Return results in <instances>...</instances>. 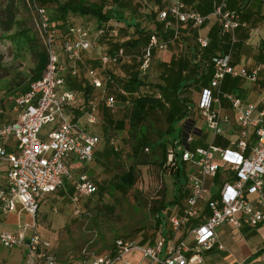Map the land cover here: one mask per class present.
<instances>
[{"label":"built area","instance_id":"obj_1","mask_svg":"<svg viewBox=\"0 0 264 264\" xmlns=\"http://www.w3.org/2000/svg\"><path fill=\"white\" fill-rule=\"evenodd\" d=\"M27 1L45 50L46 63L41 76L32 81L26 91L12 99V119L0 122V162L7 165L4 183L0 185V212L7 213L19 205L27 213L29 221L15 231H1L0 244L8 249L24 248L25 264H61L51 251L50 240L36 229L35 217L41 199L73 178L68 159L73 157L81 162L90 161L99 141L85 126L66 114V106L74 100V92L64 89L66 80L61 74L62 70L68 68L69 73L75 76L76 63L81 59L82 51L92 48L93 42L89 28L77 24H66L65 28H59L51 23L46 7L36 0ZM187 1L159 0L156 15L162 28L153 29L139 48V76L143 77L150 69L153 51L166 49L170 41L178 37L180 25L198 28L203 24L206 16L188 9ZM212 6L211 13L217 17L221 32L233 33L246 25L239 19V12L228 7V0H214ZM104 30L112 37L119 38L118 28L102 27L99 32ZM164 34L169 35L164 37ZM198 42L205 47L208 40L199 38ZM123 55L122 48L101 54L100 64L103 68L109 62H117ZM210 62L212 74L201 92L198 113L213 136L222 134L226 116L220 114L216 104L218 106L221 100L225 101L234 113L237 134L230 140L229 147L214 142L192 147V131L195 129L192 125L174 142V146H170L166 165H174L175 158H179L195 167V171L186 177L189 194L185 206L179 214L168 219L172 236H161L146 246L130 238H117L109 252L92 256L83 250L82 258L67 264H115L117 261L139 264L126 257L133 250L139 251L148 264H199L204 252L214 247L223 248L217 234V228L222 224L240 228L255 227L264 222V108L222 88L227 76L256 81L264 65L257 63L250 68L239 66L231 62L229 54L212 56ZM90 81L94 87L102 84L96 74H90ZM157 96L160 97V94ZM113 103L114 98L109 96L106 106L112 108ZM96 112L97 103L90 96L86 99L85 108L88 124L97 122ZM48 124H51V129L43 138L39 137L42 127ZM9 137L15 140L13 151H8L3 143ZM109 144L116 148L113 137L109 138ZM216 155L234 172V177L226 180L216 195L210 196L205 182L206 178L216 173ZM74 190L72 202L76 204L79 196L93 194L96 187L82 174L75 180ZM204 200L206 212L204 219L199 221L201 211L198 204ZM78 212L77 209L74 213ZM193 221L196 223L188 230L191 242L177 238L176 233Z\"/></svg>","mask_w":264,"mask_h":264},{"label":"crops","instance_id":"obj_2","mask_svg":"<svg viewBox=\"0 0 264 264\" xmlns=\"http://www.w3.org/2000/svg\"><path fill=\"white\" fill-rule=\"evenodd\" d=\"M142 1L146 3V0ZM213 2L214 0L187 1L186 6L188 9L204 13L203 15L206 18L203 24L198 28H192L188 24L180 25L178 37L171 40L166 49L153 51L152 63L148 72L143 77L137 73V80L142 83L131 89L127 87V84L125 85V82L134 77V73L137 72V55L143 43L137 46L126 43L136 38L133 29H127V34L124 37L119 34V38L112 37L107 30L99 32L102 29L101 26L90 31L93 46L88 50L82 51L81 59L76 63L77 74L72 76L68 68L62 70L61 74L66 80L64 89H70L74 92V100L66 106V114L71 119L77 120L82 126H85L88 132L98 137L99 141L95 146L93 158L90 161L81 162L73 157L68 159L73 178L66 180L62 188L45 197L46 200L51 201V206L64 197L59 196L62 193L72 192V195H75L74 182L82 174L88 177L96 187L97 192L105 191L108 188L112 189L108 182L117 173L116 168L122 165L121 167L126 169L133 161L131 138L127 132L128 116L132 104L131 100L142 95H152L162 101V106H156L151 109L143 124V129L147 130L151 140L165 142L167 153L171 136L161 132L168 126L167 118L170 113L177 111L181 113L184 110H187L186 115L180 119L176 127H181L182 131H185L192 125L195 126L194 131H192L193 141L190 144L192 147L206 146L210 142L222 147H229L230 140L234 139L237 134L234 113L230 106L223 100L220 101L218 106L216 104L220 114L226 116V124L225 131L222 134L213 136L208 130L206 132L203 131V126L205 125L198 113L197 104L201 92L208 85L212 74L210 62L212 56L229 54L233 64L247 68L253 67L257 63L264 65V0H228V7L238 11L240 14L239 19L246 23L245 26L239 27L233 33L221 32L217 17L210 11ZM159 4V0H153L150 4V9L148 11L143 10L144 16L154 17L151 24L146 26L149 30H153L155 23L159 22L156 15ZM116 23L118 22L111 20L107 23L108 25H105V28H118ZM255 29L257 30L256 32L253 31ZM118 30L120 32L119 28ZM199 38H207L208 43L205 47L200 46ZM117 48H122L124 55L117 62H109L102 68L99 59L100 55L113 52ZM128 50L135 53L129 55L127 54ZM122 64H125V68L128 71L125 72L119 69ZM91 73L96 74L101 79L102 84L100 87L92 85L90 81ZM115 74L122 77L123 82L120 83L121 85L118 84ZM156 86H161L166 92L161 93ZM222 88L224 91L233 92L246 101L256 102L259 107L264 108V68L254 82L227 76L224 79ZM158 94H160V97L157 96ZM89 96L93 97L97 103V122L94 124L86 122V97ZM109 96L114 98L112 108L107 107L105 104ZM189 107L190 109L188 110ZM153 113H165L166 125L162 126V128L156 127L154 122L149 120L150 115ZM3 120H5V114L3 115ZM157 123L159 124V122ZM110 137L115 139L116 148L109 144ZM3 142L7 145L8 151L15 149L13 137L5 138ZM145 150H148V148ZM125 160L129 164H126ZM216 162L218 165L216 173L214 176L206 178L205 182L210 196L216 195L221 185L226 180L234 177V172L217 155ZM182 164L185 181H183L181 192L179 191L176 194L174 176L172 171L168 169L170 166L166 169V173L170 177L171 190L169 196L165 197L156 207L155 217H158V224L148 234L141 232L131 237L132 240L140 245L152 244L161 236L165 238L172 236L168 219L172 215L179 214L185 206L189 194V184L186 177L189 173L195 171V167L190 163L182 162ZM6 169V163L0 162V185L4 183ZM87 196L90 195L79 196L78 201L81 197ZM40 204L41 202L38 210ZM198 207L201 211L199 221H202L206 212L205 200L199 202ZM27 221H29L27 213L17 205L16 209L12 211L7 213L0 212V232L15 231ZM194 223L196 221L181 228L176 233V237L190 243L191 238L188 235V230ZM152 234L154 235L152 236ZM217 234L223 248L214 247L204 252L201 255L199 264L264 263V222L255 227L242 226L240 228L224 223L217 228ZM110 249L108 248L101 253L91 255L104 254L109 252ZM17 250L18 252L10 250L11 256L15 258L16 264H25L24 248L20 247ZM51 251L61 264H67L74 259L82 258H74L72 256L67 258V256L54 250L52 242ZM126 257L135 263L148 264L147 260L143 259L141 253L137 250L129 252ZM115 264H122V262L117 261Z\"/></svg>","mask_w":264,"mask_h":264},{"label":"rangeland","instance_id":"obj_3","mask_svg":"<svg viewBox=\"0 0 264 264\" xmlns=\"http://www.w3.org/2000/svg\"><path fill=\"white\" fill-rule=\"evenodd\" d=\"M152 1L146 0L145 3L142 0H127L126 2L127 6L140 10L137 18L141 26H149L154 20V17L144 16L143 13V10L150 9ZM105 2L106 8H109L111 2L114 1L105 0ZM52 6L54 4H47L48 8ZM127 11L126 14H128ZM75 18L72 20L74 24L83 23L90 31H93L96 26V21L92 17ZM126 31V28H122L119 34L124 37L127 34ZM127 52L129 55L135 53L129 50ZM32 66L33 58H31L29 49L19 48L3 37L0 31V103L2 102L0 106L2 105L3 109L0 113V122L4 121L3 115L7 110V102L3 101L7 96L6 81L18 74L27 78L28 70ZM119 69L128 71L125 64L120 65ZM114 76L121 85L122 77L116 74ZM165 118V113H153L149 120L153 121L156 127L162 128L166 125ZM50 129L51 124L44 125L39 132V137L43 138V135ZM206 130V126H203V131L206 132ZM141 159L144 163L137 164L135 167V183L124 193L108 188L105 191H96L90 196L81 197L76 204L71 201L72 192L62 193L59 196L64 197L53 206L50 205L51 201L46 200L45 197L42 198L35 217L36 229L40 234L49 238L54 250L67 258L70 256L83 257V250L88 255L101 253L111 247L116 237L131 239L133 235L136 236L141 232L148 234L154 228L155 210L153 208L156 209L160 202L169 196L171 186L166 169L159 163V147L153 151L150 148L144 150ZM125 163L129 164L127 160ZM120 169L117 167L116 172ZM77 209L79 212L75 214ZM17 249L19 248L8 249L0 244V264H16L10 250L18 252Z\"/></svg>","mask_w":264,"mask_h":264},{"label":"trees","instance_id":"obj_4","mask_svg":"<svg viewBox=\"0 0 264 264\" xmlns=\"http://www.w3.org/2000/svg\"><path fill=\"white\" fill-rule=\"evenodd\" d=\"M36 1L40 5L46 7L51 23L55 26H58L59 28H65L66 24H74L72 20L76 19L75 17L79 19L83 17L94 18L96 21L95 28L100 26L106 27L105 25L109 21L114 20L118 22L116 23L118 24L116 26L119 29H133L136 38L126 42L127 44L130 43L133 46H137L140 43L144 44L147 41L149 33L152 31L145 26L140 25L139 19L137 18L139 10L133 6H127V0H113L114 2H111L109 8H106L105 0ZM50 3L54 4L52 8L47 7V4ZM126 9H128V11ZM212 9L213 6L211 7L210 11H212ZM126 11L128 14H126ZM200 13L204 14L203 12ZM75 24L86 26L83 23ZM161 28L162 24L160 22H156L154 29L161 30ZM0 31L3 37L9 39L19 48L24 49L27 47V49L30 51L31 58H33V66L28 70L29 73L27 78L21 74H18L16 77L11 80H7L5 83L7 94L6 99L3 100L4 102H7L5 120L10 121L12 119V115L10 114L13 104L12 99L16 95L26 91L29 88V84L41 76L46 63V55L39 34L34 26L32 10L29 7L27 0H0ZM168 35L169 34H164V37H167ZM141 83V81L137 80V72H135L134 77L125 82V85L127 84V87L131 89L140 85ZM14 87H16L18 91L15 92L17 89ZM158 88L161 93L166 92V90L161 86ZM87 98L88 97H86V99ZM131 103V109L128 116L127 132L131 138V152L133 161L126 169H123V167H121L122 165L119 166V168H121L120 171H118L108 182V185L113 190H117L122 193L133 187L135 183V167L137 164L144 163V161L141 159V156L146 148L153 150L159 146L161 149V159L159 163L165 167V169L169 167L166 165V143L151 140L147 130L143 129V124L145 123V120L147 119L151 109L156 106H162V101L152 95H142L133 98ZM1 106L0 109L3 110ZM186 112L187 110L181 111V113L177 111L168 115V126L161 133L169 134L171 136L170 146H174V142L180 139L183 136V133H185L184 130L182 131L181 127H176V124L186 115ZM168 169L172 171L175 184L174 188L177 192L176 194H178L183 188V181H185L182 161L175 158L174 165ZM153 210H155V212L157 211V209L154 208ZM154 219V226H156L158 224V217H155ZM117 238L125 237H116L115 239ZM114 240L111 247L113 246Z\"/></svg>","mask_w":264,"mask_h":264}]
</instances>
